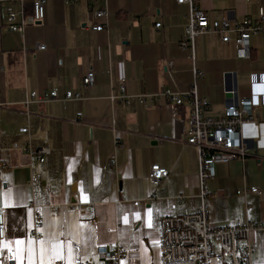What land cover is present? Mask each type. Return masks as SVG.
Masks as SVG:
<instances>
[{
  "label": "crops",
  "instance_id": "obj_1",
  "mask_svg": "<svg viewBox=\"0 0 264 264\" xmlns=\"http://www.w3.org/2000/svg\"><path fill=\"white\" fill-rule=\"evenodd\" d=\"M198 1L211 18L230 11L236 18L247 15L264 24V0ZM105 4L106 18L97 19L93 13L98 4L46 0L43 19L22 33L5 27L0 10V192L22 190L25 199L19 203L40 205L46 223L53 215L61 220L78 216L89 225L84 230L89 237L86 258L94 264L95 247L101 244L121 248L120 264H161L160 219L184 215L199 204L196 149L184 141L188 106L175 109L166 101L125 105L111 95L123 75L130 94L189 88L193 61L179 47L187 7L174 0ZM13 7L18 10L19 3ZM37 44L46 48L36 49ZM249 46L251 56L245 59L233 41L223 43L216 34L195 41L194 64L203 72L198 93L208 100L209 114L222 113L226 81L239 98H252L257 120L242 126V136L253 139L256 151L244 160L217 164L207 182L211 225L264 218V33L252 35ZM89 68L94 81L83 88L80 75ZM254 78L263 82L253 84ZM52 89L60 96L79 91L83 98L23 105L31 91ZM23 126H28L29 138L20 132ZM28 141L34 150L50 147L44 161L30 160L23 150ZM153 164L168 171L159 185L147 177ZM251 186L259 193L249 192ZM69 202L92 203L93 208L72 211ZM0 212L6 219L5 236L33 223L32 212L29 216L23 207ZM252 239L257 245L252 260L264 264V234ZM13 255L3 251L0 263Z\"/></svg>",
  "mask_w": 264,
  "mask_h": 264
},
{
  "label": "built area",
  "instance_id": "obj_2",
  "mask_svg": "<svg viewBox=\"0 0 264 264\" xmlns=\"http://www.w3.org/2000/svg\"><path fill=\"white\" fill-rule=\"evenodd\" d=\"M27 0H0V10L5 27L9 31L22 33L26 26L36 24L44 17V5L46 0H31L30 9L26 8ZM81 0H63L65 4ZM89 5H96L94 16L104 19L107 16L106 0H84ZM102 1V3H101ZM177 4L187 7L185 15V27L179 47L190 52L192 62L193 82L184 91H174L163 88L157 92L130 94L127 90V78H120L117 92L111 95L113 100L129 105L131 102L152 106L163 101L169 102L175 109L184 105L188 106V128L185 130V143L196 149L198 165V198L199 204L194 210L181 216H164L160 219V251L161 264H256L252 260L257 250V245L252 239L253 235L264 234V218L257 221L235 220L219 225H211L208 218V186L209 179L215 176V167L219 163H227L234 159L244 160L252 152L256 151L253 139L242 136V126L245 123L257 122L254 113V101L251 97L239 98L237 89L226 84L224 93L227 102L220 115L209 114V103L205 97L198 93L197 80L203 76V72L194 64V46L198 37L205 34H216L223 43L233 41L238 47L239 55L249 59L250 37L257 33H264V24L252 22L249 16L236 18L230 11L220 18H211L200 7L198 0H174ZM19 3V9L13 7ZM8 4V5H4ZM262 15V11L260 12ZM106 26L105 22L103 24ZM160 22L155 23L159 28ZM36 49L43 50L45 44H37ZM93 68L87 69L80 75L83 88H88L94 81ZM263 81L254 78L253 84ZM79 91H66L62 96L56 89L49 91H31L23 105L28 107L30 103H44L52 100H79L82 99ZM78 116L82 112H77ZM28 126L20 128L21 133L27 134ZM24 152L30 160L44 161L45 155L50 152V147L43 144L33 149L28 141L23 146ZM6 165V162H2ZM168 175V171L158 164L150 166L147 177L154 185H159L161 180ZM249 192L258 194L259 189L251 186ZM153 197H150L152 199ZM182 197H179L181 199ZM138 200L133 202L134 205ZM26 205L32 209L33 223L41 219V206L33 200ZM67 208L72 211L83 210V207L92 209V203L69 202ZM0 222H4V215L0 212ZM31 233L38 235L35 227H31ZM0 235L5 236L4 231ZM97 259L96 264H120L121 248L117 244L97 245L94 250ZM78 264H94L91 257L79 259ZM2 264V263H0ZM4 264H16L15 259L8 256ZM56 264H63L56 261Z\"/></svg>",
  "mask_w": 264,
  "mask_h": 264
},
{
  "label": "snow or ice",
  "instance_id": "obj_3",
  "mask_svg": "<svg viewBox=\"0 0 264 264\" xmlns=\"http://www.w3.org/2000/svg\"><path fill=\"white\" fill-rule=\"evenodd\" d=\"M24 199L25 193L22 190L8 188L0 192V209L19 206L25 208L30 216L32 209L19 203ZM134 215L139 219V214ZM124 219L127 223V217ZM5 223L6 219L0 222V233L4 231ZM29 227H35L38 235L29 233ZM86 228H89V225L84 224L78 216L75 219L65 216L61 220L53 215L49 223L36 220L33 225H25L23 230H13L7 236L0 235V253L5 250L14 253L12 258L17 264H24L25 260L28 264H56V261L78 264L77 258L85 259L90 255L89 237L84 232ZM90 231L94 233L95 228H90Z\"/></svg>",
  "mask_w": 264,
  "mask_h": 264
}]
</instances>
